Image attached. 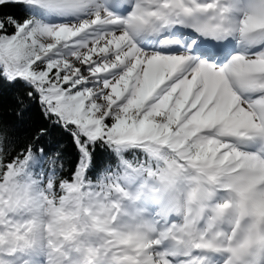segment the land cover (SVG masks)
Returning <instances> with one entry per match:
<instances>
[{"label":"snow or ice","instance_id":"obj_1","mask_svg":"<svg viewBox=\"0 0 264 264\" xmlns=\"http://www.w3.org/2000/svg\"><path fill=\"white\" fill-rule=\"evenodd\" d=\"M0 264H264V0H0Z\"/></svg>","mask_w":264,"mask_h":264}]
</instances>
